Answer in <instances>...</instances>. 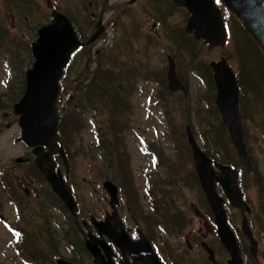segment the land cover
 <instances>
[{
    "label": "rangeland",
    "instance_id": "obj_1",
    "mask_svg": "<svg viewBox=\"0 0 264 264\" xmlns=\"http://www.w3.org/2000/svg\"><path fill=\"white\" fill-rule=\"evenodd\" d=\"M21 5H26L29 10ZM56 7L75 20L83 32L80 41L84 43L97 30L98 23L104 27L95 42L84 45L68 70L63 81L65 90L60 93L58 102L59 117L69 105L70 86H76L75 80L78 79L80 86L85 87L95 68L107 67L109 63L121 64L124 69L132 68L134 71L131 76L128 74L133 78L123 98L124 108L118 109V117L113 120L114 126L117 121L123 123L120 138L113 130H107L112 119L111 106L120 102L109 95L106 103L108 112L105 108L99 112L89 109L77 127L70 128L69 133L61 137L69 149L66 150L69 153L66 157L68 179L73 183L81 212L77 224L83 219L104 218L110 213L108 194L102 183L111 180L122 187L118 210L129 231L136 234V229L140 230L147 240H153L159 254L170 257L174 264H198L194 259L196 256L201 257L200 262L211 264L203 249L192 243L189 252L184 246L188 231L199 229L200 234H205L216 248L218 258L226 262L228 255L220 240L215 238L209 216L202 218L205 209L200 188L191 189L183 174L177 187H168L165 180L169 182V172L163 160L174 163L178 170L185 171L186 164L189 169L193 168L186 127L190 128L203 149L205 140H208V145L212 144V140L204 135L223 132L221 116L214 108L215 91L208 80L213 77V72H209L208 65L211 61L228 59L234 71L238 73L240 70L243 76V84L240 82L244 87L242 105L248 118L242 121V126L253 164L245 177L241 175L240 182L246 190L253 215L259 214V192L264 184L257 182L256 174L258 171L264 176V96L261 94L264 93V61L261 55L264 54L261 47L257 50L255 46L252 58L245 56L240 43L244 32H248L242 26L237 29L236 17H231L232 37L226 47L210 48L195 38L197 44L189 41L191 36L186 37L188 33L185 30L189 18L183 10L176 9L172 0H0V264H42L31 260L22 251L24 238L29 245L32 238L45 249L44 255L49 247L56 250L58 253L51 259L54 261L60 256L66 259L75 256L74 243L83 239L75 218L65 206L62 207L63 203L54 196L47 181H42L31 149L18 141L21 137L19 116L13 112L14 103L25 92V71L34 61L31 44L37 39L40 26L50 22L52 10ZM103 51L107 56L116 57L115 61H108L107 56L102 58ZM169 56L176 61L178 76L186 86L187 95L168 88ZM252 68L257 72L253 73ZM125 100L129 103L128 111L125 110ZM171 121L176 129H172ZM97 129L102 137L100 145ZM179 132L182 133L180 139L175 134ZM222 138L225 161L233 160L239 164L235 148L225 140L226 134ZM107 140L111 146L117 144L122 151L119 162L116 154L113 161L105 160L106 148H109ZM147 143L153 144V150L160 155L159 163L146 148ZM18 157L29 158L30 161L18 163ZM61 170L65 174L64 166ZM241 170L244 172V168ZM98 175H102L101 178ZM124 180L127 184L122 183ZM148 181L153 185L152 192L162 200L163 208L159 213L154 210L156 203L148 198ZM193 205L203 209L199 208L201 217L194 213ZM132 210L141 213V221L135 217L133 221L130 216ZM230 210L235 227L240 229L241 213L233 208ZM248 217L250 221L252 214ZM175 219L179 227L172 229ZM191 220L192 225L188 229ZM158 224H162L165 231L160 230ZM12 227L19 232L20 239L16 240L17 234ZM255 237L258 240L259 264H264V239L261 235ZM244 238H241L243 243ZM245 242L249 250L250 242L246 238ZM79 257L87 264L92 263L90 257ZM244 259H250L246 253Z\"/></svg>",
    "mask_w": 264,
    "mask_h": 264
},
{
    "label": "water",
    "instance_id": "obj_2",
    "mask_svg": "<svg viewBox=\"0 0 264 264\" xmlns=\"http://www.w3.org/2000/svg\"><path fill=\"white\" fill-rule=\"evenodd\" d=\"M240 18L243 25L257 41L264 53V0H223ZM179 6L186 7L192 14L186 31L193 33L195 38L210 47L222 46L226 41L225 27L221 12L213 0H174ZM50 23L40 27L37 31L38 38L31 45L34 61L25 73L24 95L13 105V112L19 116L21 137L19 141L31 148L36 167L43 173L52 190L68 207L72 215H76L77 203L72 195V190L67 184L62 171L57 167L54 154H59L69 168L63 146L59 144L58 135L59 116L57 101L60 94V79L64 76V69L70 61L73 52L82 44L77 38L72 22L65 14L53 10ZM100 27L90 38L94 42L102 33ZM168 87L172 91H183L187 94L186 87L177 74L175 59L168 58ZM214 70V79L218 94L216 104L223 116V122L230 131L232 140L239 152L243 164L251 167L246 145L243 140L239 115V87L236 74L225 58L211 64ZM188 138L193 147L194 157L202 185L207 193L212 210L216 216L218 234L223 245L230 254L229 264H244L238 240L228 225L224 199L216 192L215 179L226 190L234 207L239 208L243 214L242 230L250 241V250L257 258L258 243L249 226L246 212H250L249 205L243 201V193L238 185L237 172L230 167H221L223 173L216 177L210 160L201 153L188 128ZM17 162H25L27 158L19 157ZM109 193L112 212L105 220L91 218V224L96 228L97 236L91 229L90 223L82 221L81 229L85 246L94 255L95 264H115L110 246L104 240L106 235L114 244L123 245L125 261L121 264H161L153 252L149 240L140 233V239L131 240L121 222L117 206L119 192L117 186L110 180L103 183ZM114 221V223L111 222ZM100 246L105 252H101ZM210 253V259L216 262L214 252L205 245ZM128 255L133 262L128 260ZM56 264H78L74 261L59 257Z\"/></svg>",
    "mask_w": 264,
    "mask_h": 264
},
{
    "label": "trees",
    "instance_id": "obj_3",
    "mask_svg": "<svg viewBox=\"0 0 264 264\" xmlns=\"http://www.w3.org/2000/svg\"><path fill=\"white\" fill-rule=\"evenodd\" d=\"M16 6L18 7V4ZM21 7L27 8L26 5H23V6L21 5ZM74 21H73V23L75 24ZM76 28H77V26H76ZM242 29H243V26H242ZM77 32L79 35L81 34L80 31L77 30ZM189 36H191V39L189 38V41L193 40L192 43L197 44V41L194 39V37L192 35H189V34L186 35V37H189ZM250 37L248 36V34H246L244 32V35L242 37V43H240V47H241L242 52L244 51L243 53L245 54V56H247L251 59L252 57H250V56H252V54L255 50V46H256L257 50H258L259 46H257V44L254 42V40L252 38L250 39ZM189 41H187V42H189ZM182 45H183V43H182ZM105 56H107V55L103 51V54H101V57L103 58ZM261 56H262V59L264 61V55H261ZM107 57H108V61H111V62L115 61V59H116V57H112V56H107ZM120 65L121 64H119V65L114 64L113 65V64L109 63V66H107V67L98 66L97 68H95L94 73L90 74V78L88 79V83L85 87L80 86V84L78 83V79L73 82V83H75L76 86L74 88L72 86H70L71 94L69 95V97H71V98L69 99V105H67V107H66L65 111L62 113V115L60 114L59 133H60L61 137L64 135H67L70 131V128L77 127L78 122L84 117V114H86V112H88L89 109L96 110L97 112H99V110L102 111L103 108H105L106 111L108 112L109 108L106 105V103L108 102L107 97L109 95V96H111V98L113 100H119L120 102L119 103L115 102V104H113L111 106V118L112 119H111V123L109 125V128L107 130L108 131L113 130L114 133L116 134L117 138H120L119 134L121 132V128L123 126V123L117 121L116 126H114L113 120H116L118 117V109L124 108L123 98L127 95V88H128L127 85H129L132 82L133 77L132 78L130 77L131 72H134L132 70V68L131 69L130 68L124 69ZM208 70H209V68H208ZM252 70H253V73L257 72L255 68H252ZM128 74H130V76ZM258 78L261 79V77H258ZM209 82L211 85H213L211 78H209ZM241 82H242V79H241ZM123 84H125V85H123ZM23 89H25L24 77H23ZM63 89H65L64 86H63ZM261 94L264 96V93H261ZM0 104H1V102H0ZM242 107H243V105H242ZM125 110H127V111L129 110V103L127 102V100H125ZM198 115H199V117L201 116L200 113ZM263 121H264V119H263ZM171 126H172V129H176L175 125L173 124L172 121H171ZM175 134L177 135L178 139L181 138L179 135H181L182 133L179 132L178 134L177 133H175ZM216 135L217 134L214 133V134H209L207 136L209 137V139H212V138L216 137ZM262 135L264 138V134H262ZM98 138H99V141L101 144L102 137L100 136V132H99ZM223 140L224 139L220 138V136H219V139H218V145L219 146L222 145ZM225 140L227 141V143L231 144L228 135H226ZM62 141H63V144L66 146L65 147L66 150H69L65 141L63 139H62ZM106 146L107 147L109 146V148H106L107 153L104 157L105 160L107 161V160L112 159L111 161H113L115 154H116V156L118 157L117 161L119 162L120 158H121L122 151L118 149L117 144H116V146H111L110 142L107 140ZM216 150L219 152L220 157L224 158L225 152L220 151L219 149H216ZM108 155H109V157H108ZM161 155L165 156V153H161ZM111 161H109V162H111ZM227 161L235 163L233 160H227ZM60 163L61 164L63 163L62 160H60ZM163 163L167 167V170L169 172L168 178L170 179V182L168 183L167 182L168 180L167 179L165 180L167 186L172 184V183L174 184L176 181V179H174V177H173V171L174 170L181 171L183 175L187 173V170H189L188 164L184 165L185 171H182V170H178V167L174 163H172V164L171 163L170 164L165 163L164 160H163ZM254 168H255V165H254ZM38 173L42 177V181H44L45 178L42 175V173L39 170H38ZM102 175L107 176L105 174H102ZM102 175H98V176L100 177ZM256 176H257V182H261L262 184H264V176L262 174H260V172H258V171H257ZM189 180L191 181L190 182L191 187H195L198 179H197L195 172H193L192 170H190ZM122 183L127 184V181L124 180V181H122ZM261 187H263V186H261ZM152 190H153V185L150 189L151 200H153V202L156 203L154 210L156 211V213H159V211H161V209L163 208L161 206L162 200H161V198H159L158 194L155 195L154 192H152ZM259 194H260L259 214L257 216H255V221L258 225V229H259L260 234H258V232H256V235L259 237L261 235L262 239H264V188L262 189V191L259 192ZM62 207L65 208L63 204H62ZM134 216L137 219L139 218L141 221L142 215L139 211L134 210ZM147 226H149L148 222H147ZM174 227H175V225L172 227V229H174ZM176 228H177V223H176ZM240 238H242L241 234H240ZM243 238H244V236H243ZM30 241L31 242L29 245L28 241H25V238L23 239L22 245L24 243V247H22V251H25L27 256L29 258H31V260L42 263V264H55V261L51 260V259H52V256L55 255V253H58V252H56V250H52V248L49 247V248H47L48 251L46 252V255H44L45 249H43L41 246L37 245L33 241L32 238H30ZM240 244H241L242 251L244 253H246L254 262V259L248 250V245L245 242V238H244V243H243L242 239L240 240ZM56 246H57V244H56ZM73 247H74L76 254H75V256H71L70 259L77 261L80 264H87V263H85L84 260L81 259V257H79V256H82L86 259H89V257H90L88 254V251L85 248L83 240L79 239V241L74 243ZM41 257L43 258V260H41ZM254 263L258 264L257 260H255ZM90 264H93V263H90Z\"/></svg>",
    "mask_w": 264,
    "mask_h": 264
},
{
    "label": "flooded vegetation",
    "instance_id": "obj_4",
    "mask_svg": "<svg viewBox=\"0 0 264 264\" xmlns=\"http://www.w3.org/2000/svg\"><path fill=\"white\" fill-rule=\"evenodd\" d=\"M75 222H76V224H77V220L75 219ZM78 225V224H77ZM78 227H79V229H80V226L78 225ZM131 233V232H130ZM131 236L133 237V238H136V236L135 235H133L132 233H131ZM202 242V241H201ZM198 247L199 248H204L203 247V245L200 243V244H198ZM121 259H122V257L120 256V253H119V251H118V255H117V257H116V263L118 264L120 261H121ZM194 259H195V261L196 262H198V264H205V263H202V262H200V258H195L194 257ZM128 260H130V256L128 255ZM122 261H125V259H122ZM219 261V260H218ZM255 262V261H254ZM254 262H252V263H247V264H253ZM219 263H220V261H219ZM258 263V262H257ZM213 264V263H212ZM221 264V263H220ZM226 264H229L228 263V260L226 259ZM259 264V263H258Z\"/></svg>",
    "mask_w": 264,
    "mask_h": 264
}]
</instances>
